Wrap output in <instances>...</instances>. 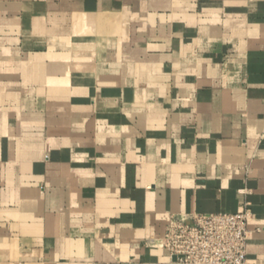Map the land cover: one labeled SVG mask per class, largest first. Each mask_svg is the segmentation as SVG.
<instances>
[{
	"label": "crops",
	"instance_id": "crops-1",
	"mask_svg": "<svg viewBox=\"0 0 264 264\" xmlns=\"http://www.w3.org/2000/svg\"><path fill=\"white\" fill-rule=\"evenodd\" d=\"M244 205L264 264V0H0V264H181Z\"/></svg>",
	"mask_w": 264,
	"mask_h": 264
},
{
	"label": "built area",
	"instance_id": "built-area-1",
	"mask_svg": "<svg viewBox=\"0 0 264 264\" xmlns=\"http://www.w3.org/2000/svg\"><path fill=\"white\" fill-rule=\"evenodd\" d=\"M251 211L173 214L159 246L181 264H247Z\"/></svg>",
	"mask_w": 264,
	"mask_h": 264
}]
</instances>
